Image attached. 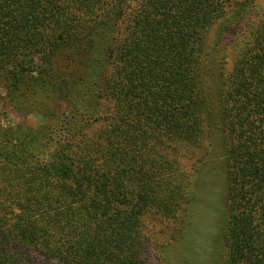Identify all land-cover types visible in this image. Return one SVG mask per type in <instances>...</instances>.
<instances>
[{"label": "trees", "instance_id": "1", "mask_svg": "<svg viewBox=\"0 0 264 264\" xmlns=\"http://www.w3.org/2000/svg\"><path fill=\"white\" fill-rule=\"evenodd\" d=\"M243 6L0 0V85L10 99L41 87L34 82L47 81L46 65L61 72L53 62L61 51L65 68L85 73L95 31L111 18L119 24L91 82L93 104L81 101L93 127L72 110L56 117L61 129L44 154L35 150L42 135L5 131L0 121V264H146L168 233L149 234L146 219L154 213L184 232L186 163L202 160L215 131L226 162L225 264H264V14L230 72L210 80L209 33L220 21L241 27Z\"/></svg>", "mask_w": 264, "mask_h": 264}, {"label": "rangeland", "instance_id": "2", "mask_svg": "<svg viewBox=\"0 0 264 264\" xmlns=\"http://www.w3.org/2000/svg\"><path fill=\"white\" fill-rule=\"evenodd\" d=\"M240 1L244 5L240 17L243 16L242 20L247 21H243L238 29L232 27L233 23L229 24V30H224L225 22L220 21L209 33L208 50L212 84H217L215 75L218 72L215 71L219 68H222L225 74L230 72L235 60L250 40L253 28L264 14V0ZM229 18L230 14L224 20ZM235 18L239 19V15L237 14ZM113 19L105 20L101 28L95 31V49L89 54V68L85 73L82 74L77 69L72 73L70 67L65 68L70 62L66 58L69 56V51H61L53 61L60 65L61 72L54 73L55 69L53 70V66L50 65L43 67L44 70L48 68L46 74L48 77L45 78L47 81L43 83L41 79H36L38 82H34L39 83L41 87H36L38 85L33 87L32 85L35 84H29L25 93L20 91L10 99L6 85H0V121L5 131L11 129L19 133L26 129L30 137L42 135L35 150L47 154L55 147L57 133L61 129L60 121L55 122L56 117L59 116L58 120H63L67 112L72 110L79 117L82 126L93 127L96 124L97 117L89 108H84L81 101L87 100L88 104H93L89 95L94 91L91 82L96 80L103 48L107 46V42L109 43L113 38L111 36L119 27L118 22H114ZM33 77L38 75L34 74ZM216 88L217 86H213L211 89L210 105L216 109L217 120L219 94ZM212 136L215 141L206 143L208 153L202 157V160L192 159L186 163L192 178L189 189L190 202L183 214L184 232L180 235L176 232L179 228L177 223L164 226V222L154 213L146 219V231L149 234L161 227L167 228L168 232L165 239L155 246L150 243L151 249L146 264H225L227 250L221 234L227 221L226 162L221 151L219 133L215 131Z\"/></svg>", "mask_w": 264, "mask_h": 264}]
</instances>
